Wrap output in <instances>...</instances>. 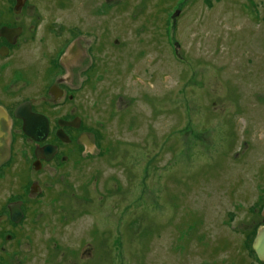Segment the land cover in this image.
<instances>
[{"label":"rangeland","instance_id":"obj_1","mask_svg":"<svg viewBox=\"0 0 264 264\" xmlns=\"http://www.w3.org/2000/svg\"><path fill=\"white\" fill-rule=\"evenodd\" d=\"M33 2L88 48L100 152L57 173L13 264H255L264 0Z\"/></svg>","mask_w":264,"mask_h":264},{"label":"flooded vegetation","instance_id":"obj_2","mask_svg":"<svg viewBox=\"0 0 264 264\" xmlns=\"http://www.w3.org/2000/svg\"><path fill=\"white\" fill-rule=\"evenodd\" d=\"M31 1L0 0V264L19 263L30 251L24 235L43 216L57 173L100 152L86 124L88 104L76 103L90 70L83 37H72L71 28L57 26ZM97 43L98 51L105 42ZM93 57L98 68L101 57ZM262 225L264 219L255 234ZM252 241L255 264H264Z\"/></svg>","mask_w":264,"mask_h":264},{"label":"water","instance_id":"obj_3","mask_svg":"<svg viewBox=\"0 0 264 264\" xmlns=\"http://www.w3.org/2000/svg\"><path fill=\"white\" fill-rule=\"evenodd\" d=\"M30 130L33 131V129H29V132L32 133V131ZM82 142L85 143L87 149H90V146L87 144V142L83 140ZM252 248L254 249L255 253L259 256V258L264 259V225L258 228L252 241Z\"/></svg>","mask_w":264,"mask_h":264}]
</instances>
